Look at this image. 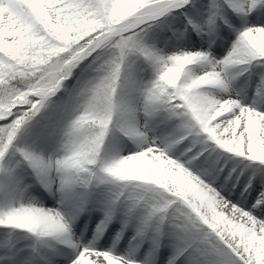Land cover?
<instances>
[{"label":"snow or ice","instance_id":"snow-or-ice-1","mask_svg":"<svg viewBox=\"0 0 264 264\" xmlns=\"http://www.w3.org/2000/svg\"><path fill=\"white\" fill-rule=\"evenodd\" d=\"M254 161L264 0H0V264H264Z\"/></svg>","mask_w":264,"mask_h":264},{"label":"rangeland","instance_id":"rangeland-1","mask_svg":"<svg viewBox=\"0 0 264 264\" xmlns=\"http://www.w3.org/2000/svg\"><path fill=\"white\" fill-rule=\"evenodd\" d=\"M241 83H244V78H241L240 81H238L236 83L235 87H236L237 91H241V89L237 88V85L241 84ZM243 94H245V95H243ZM241 95L245 98V100L249 101L251 99V89L247 88L246 93H243V91H241ZM13 235L15 236L16 234H13ZM0 239H3V231L2 230H0ZM21 243H28V241H21Z\"/></svg>","mask_w":264,"mask_h":264},{"label":"bare ground","instance_id":"bare-ground-1","mask_svg":"<svg viewBox=\"0 0 264 264\" xmlns=\"http://www.w3.org/2000/svg\"><path fill=\"white\" fill-rule=\"evenodd\" d=\"M237 88L242 89V88H243V83L238 84V85H237ZM246 90H247V88L243 89V92L246 93ZM246 101H248V100H246ZM229 163H231V162H229ZM252 163H253L254 165H259L261 168H264V163H262V162H260V161H254V162H252ZM0 230L3 231V229H0Z\"/></svg>","mask_w":264,"mask_h":264}]
</instances>
